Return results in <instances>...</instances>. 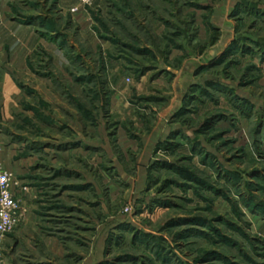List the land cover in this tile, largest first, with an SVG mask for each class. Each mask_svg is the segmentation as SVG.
Returning a JSON list of instances; mask_svg holds the SVG:
<instances>
[{
    "label": "rangeland",
    "instance_id": "obj_1",
    "mask_svg": "<svg viewBox=\"0 0 264 264\" xmlns=\"http://www.w3.org/2000/svg\"><path fill=\"white\" fill-rule=\"evenodd\" d=\"M5 154L3 264H264V0H7Z\"/></svg>",
    "mask_w": 264,
    "mask_h": 264
},
{
    "label": "crops",
    "instance_id": "obj_2",
    "mask_svg": "<svg viewBox=\"0 0 264 264\" xmlns=\"http://www.w3.org/2000/svg\"><path fill=\"white\" fill-rule=\"evenodd\" d=\"M6 1L7 0H0V6H6ZM2 24L4 25V23ZM8 25H10L8 26L9 29H12L13 27H15L11 23ZM26 28H29V27L26 26ZM1 157H2V161H0V169L6 170L8 172L13 170L14 164L10 162V160L8 159V156L5 154L3 156L1 155ZM14 193L18 195L15 191ZM26 197H27L26 198L27 202H29L31 198L30 195L28 194ZM28 209L29 211H27L25 216H23L24 220L21 223L20 227L17 230H15L12 234H10L9 237L7 238L8 242L10 241L13 242V244H15L14 247L16 248V250L20 246L21 241H23L24 244L28 245L29 248L33 251H36V250L44 251L45 248L47 251H52L53 247H51L50 242H48V241H51L52 239H50V237L48 236H43L41 234L40 227L43 225L41 216H39L38 213L34 211L35 207L33 205H28ZM33 242H37V244Z\"/></svg>",
    "mask_w": 264,
    "mask_h": 264
},
{
    "label": "built area",
    "instance_id": "obj_3",
    "mask_svg": "<svg viewBox=\"0 0 264 264\" xmlns=\"http://www.w3.org/2000/svg\"><path fill=\"white\" fill-rule=\"evenodd\" d=\"M80 1L83 5H88L92 0ZM13 186L12 174L0 169V264L4 262L5 240L13 233L23 219L24 212L13 191Z\"/></svg>",
    "mask_w": 264,
    "mask_h": 264
}]
</instances>
